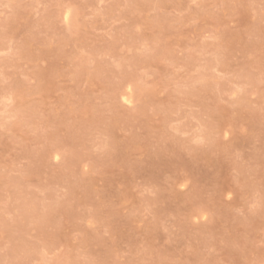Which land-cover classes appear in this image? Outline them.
I'll return each instance as SVG.
<instances>
[{
	"label": "rangeland",
	"instance_id": "374dc122",
	"mask_svg": "<svg viewBox=\"0 0 264 264\" xmlns=\"http://www.w3.org/2000/svg\"><path fill=\"white\" fill-rule=\"evenodd\" d=\"M0 264H264V0H0Z\"/></svg>",
	"mask_w": 264,
	"mask_h": 264
}]
</instances>
